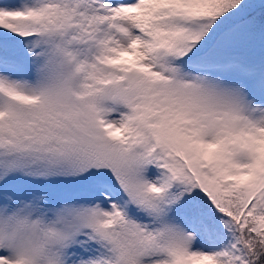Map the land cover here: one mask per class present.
<instances>
[{
  "label": "snow or ice",
  "instance_id": "6c2138e0",
  "mask_svg": "<svg viewBox=\"0 0 264 264\" xmlns=\"http://www.w3.org/2000/svg\"><path fill=\"white\" fill-rule=\"evenodd\" d=\"M0 264H264V0H0Z\"/></svg>",
  "mask_w": 264,
  "mask_h": 264
}]
</instances>
